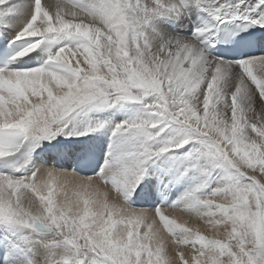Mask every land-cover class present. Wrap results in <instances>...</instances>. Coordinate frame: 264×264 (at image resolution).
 <instances>
[{
    "label": "snow or ice",
    "instance_id": "obj_1",
    "mask_svg": "<svg viewBox=\"0 0 264 264\" xmlns=\"http://www.w3.org/2000/svg\"><path fill=\"white\" fill-rule=\"evenodd\" d=\"M0 264H264V0H0Z\"/></svg>",
    "mask_w": 264,
    "mask_h": 264
},
{
    "label": "bare ground",
    "instance_id": "obj_2",
    "mask_svg": "<svg viewBox=\"0 0 264 264\" xmlns=\"http://www.w3.org/2000/svg\"><path fill=\"white\" fill-rule=\"evenodd\" d=\"M203 230V229H202ZM206 234H210V233H206Z\"/></svg>",
    "mask_w": 264,
    "mask_h": 264
}]
</instances>
